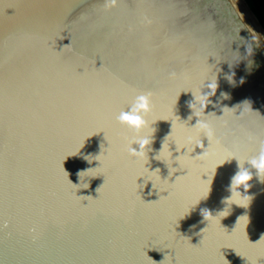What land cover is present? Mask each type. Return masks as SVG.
I'll return each mask as SVG.
<instances>
[{"label": "water", "instance_id": "water-1", "mask_svg": "<svg viewBox=\"0 0 264 264\" xmlns=\"http://www.w3.org/2000/svg\"><path fill=\"white\" fill-rule=\"evenodd\" d=\"M262 148L245 0H0V264H264Z\"/></svg>", "mask_w": 264, "mask_h": 264}, {"label": "clouds", "instance_id": "clouds-1", "mask_svg": "<svg viewBox=\"0 0 264 264\" xmlns=\"http://www.w3.org/2000/svg\"><path fill=\"white\" fill-rule=\"evenodd\" d=\"M150 111V101L147 96H139L136 99L135 104L132 106L130 111L121 112L118 117V120L121 124L134 129L139 132L146 126V120L143 118L141 113H147ZM204 127H207L206 125ZM139 143V151L132 149L133 154L137 156L144 155V148L149 145L150 141L147 138H144ZM250 163L257 170V176L260 177L261 174H264V148L261 149L258 157L253 158ZM253 176L250 175L247 171H239L232 178V184L234 186H240L242 188H249L251 186L250 182L252 181Z\"/></svg>", "mask_w": 264, "mask_h": 264}, {"label": "snow or ice", "instance_id": "snow-or-ice-1", "mask_svg": "<svg viewBox=\"0 0 264 264\" xmlns=\"http://www.w3.org/2000/svg\"><path fill=\"white\" fill-rule=\"evenodd\" d=\"M202 136H205L204 134H201L197 137V140L199 141V139H201ZM217 147L220 151H224L223 145H219V141L218 138H213V140L211 142L208 141V146L205 147L206 149H208L207 153H202L200 155V159L194 158L191 155L183 157L182 160H190L193 163H200V164H204L206 163V159L207 160H211L213 159L214 156V152L217 150ZM189 151H191V149H189ZM142 157V156H141ZM206 158V159H205ZM227 158L228 159H232L235 158L232 154H227ZM236 159V158H235ZM225 161H221L218 163V166L223 165ZM211 171V169H209ZM235 199V198H234ZM238 202V201H237Z\"/></svg>", "mask_w": 264, "mask_h": 264}, {"label": "trees", "instance_id": "trees-1", "mask_svg": "<svg viewBox=\"0 0 264 264\" xmlns=\"http://www.w3.org/2000/svg\"><path fill=\"white\" fill-rule=\"evenodd\" d=\"M264 29V0H246Z\"/></svg>", "mask_w": 264, "mask_h": 264}, {"label": "rangeland", "instance_id": "rangeland-1", "mask_svg": "<svg viewBox=\"0 0 264 264\" xmlns=\"http://www.w3.org/2000/svg\"><path fill=\"white\" fill-rule=\"evenodd\" d=\"M246 1V0H245ZM247 3V2H246ZM248 4V3H247Z\"/></svg>", "mask_w": 264, "mask_h": 264}]
</instances>
